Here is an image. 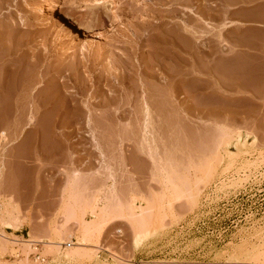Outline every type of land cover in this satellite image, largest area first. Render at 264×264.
Segmentation results:
<instances>
[{
  "label": "rangeland",
  "instance_id": "1",
  "mask_svg": "<svg viewBox=\"0 0 264 264\" xmlns=\"http://www.w3.org/2000/svg\"><path fill=\"white\" fill-rule=\"evenodd\" d=\"M69 1L0 0V264H264V0Z\"/></svg>",
  "mask_w": 264,
  "mask_h": 264
},
{
  "label": "bare ground",
  "instance_id": "2",
  "mask_svg": "<svg viewBox=\"0 0 264 264\" xmlns=\"http://www.w3.org/2000/svg\"><path fill=\"white\" fill-rule=\"evenodd\" d=\"M115 11L116 10H115L113 3L108 2L106 0H70L67 4V7L64 9V13L62 12L63 13L62 15H64V22L66 23V26H68L69 31H71L72 33L76 35L78 34V32H81L82 33L81 38L84 39L83 42L89 43L99 38L97 37L98 34L92 33L89 29H86L85 27H83L82 24L79 22L80 20H78V18L79 17L84 18L85 16L98 14L100 12H106L110 16H114V14H116ZM93 216L95 217V213L93 214ZM3 219H2V222L4 223V226H6L8 229L16 228L15 227L16 223H15V220H13V218H8V219H11L9 221L7 219H6L7 221H4ZM101 219H102V216H101ZM93 222L94 220L92 221V223ZM88 223H87V227H89ZM92 223L90 222V224ZM94 225L92 224L90 225V227H94ZM24 243H32V242H30L29 240H24ZM68 247H70V245H68Z\"/></svg>",
  "mask_w": 264,
  "mask_h": 264
},
{
  "label": "built area",
  "instance_id": "3",
  "mask_svg": "<svg viewBox=\"0 0 264 264\" xmlns=\"http://www.w3.org/2000/svg\"><path fill=\"white\" fill-rule=\"evenodd\" d=\"M39 244L40 243H37V242H32L30 244L31 253L29 254V257H30V261L32 264H44V258L41 256ZM15 257L17 258V256ZM15 257L10 258L11 260H7L5 264H17L18 262Z\"/></svg>",
  "mask_w": 264,
  "mask_h": 264
},
{
  "label": "crops",
  "instance_id": "4",
  "mask_svg": "<svg viewBox=\"0 0 264 264\" xmlns=\"http://www.w3.org/2000/svg\"><path fill=\"white\" fill-rule=\"evenodd\" d=\"M262 36H263V37H262ZM262 36L260 35V37H259L258 39H255V40H254L255 44H257V42L260 43L261 41L264 40V35H262ZM13 235H15V234H13ZM16 236H17V235H16Z\"/></svg>",
  "mask_w": 264,
  "mask_h": 264
}]
</instances>
